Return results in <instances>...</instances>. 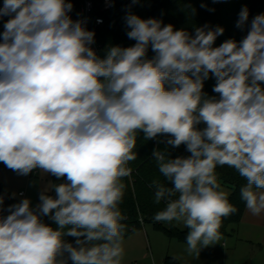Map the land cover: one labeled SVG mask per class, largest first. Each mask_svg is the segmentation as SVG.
<instances>
[{"label":"clouds","instance_id":"obj_1","mask_svg":"<svg viewBox=\"0 0 264 264\" xmlns=\"http://www.w3.org/2000/svg\"><path fill=\"white\" fill-rule=\"evenodd\" d=\"M72 9L65 0H4L0 8V16L14 14L0 42V162L20 175L39 168L68 181L51 186L55 198L41 192L35 209L27 198L9 206L0 264H66L57 259L65 252L73 264H122V178L131 175L139 131L167 135V145L191 153L152 154L172 185L153 183L155 202L166 201L154 220L182 222L189 255L218 243L222 218L237 211L218 165L246 179L241 199L253 216L264 213V14L241 41L213 47L220 26L192 35L129 12L127 36L136 43L112 46L101 59L91 47L95 33ZM248 17L245 6L236 27ZM209 73L219 99L202 92Z\"/></svg>","mask_w":264,"mask_h":264},{"label":"trees","instance_id":"obj_2","mask_svg":"<svg viewBox=\"0 0 264 264\" xmlns=\"http://www.w3.org/2000/svg\"><path fill=\"white\" fill-rule=\"evenodd\" d=\"M84 1L65 0L66 3L70 2L73 4V9L69 13L73 20L83 19L81 6ZM90 1L93 7L88 20L93 22L95 17H101L103 18V23L98 26L91 24L89 31L95 33L94 41L100 48L108 49L112 46L127 48L136 43L135 40L129 39L127 36L130 29L126 25L125 17L129 12L142 19L155 18L161 20L162 27L171 24L174 30H185L192 35L195 34L197 27H203L206 24L210 28L220 26L224 29V32L216 38L213 47H219L229 39L236 42L241 41L248 34L252 19L257 15L264 14V0H135V2L134 0H112L111 7L105 10L101 8L102 0ZM3 4L4 0H0V8L3 7ZM201 5H204V7ZM245 6L249 10L248 21L243 29L237 28L236 24L239 19V13ZM12 16H0V39H2V33L5 30L4 24ZM154 56L155 53L152 51L151 46H149L146 58L152 59ZM216 83V77L212 73H209V78L204 81L202 89V92L208 98L216 97L219 99V94L213 91ZM204 127L206 125L203 122L197 125L198 129H203ZM167 138H169L167 135H163L154 139H146L142 131L137 133L136 146L133 149L137 158L129 161L127 164V167L132 170L131 175L122 178L125 190L123 199L119 204V209L125 217L121 221L125 225L123 238L140 229L143 224L152 223L154 227L161 229L168 238H175L180 242H186L189 229L186 227L180 229L171 222H168L170 224L169 227H165L163 224L166 222L154 220L155 214L165 208L166 201L155 202V187L153 183L159 182L165 187H172V185L160 173L158 163L152 155L153 151L168 152L170 158L191 155L184 144L177 148L167 145ZM216 174L221 187L225 185L230 189L228 195L229 202L237 208L235 213L222 218L221 235H228L230 228L236 225L243 215L246 204L241 199L240 190L246 185L247 181L244 177L240 176L236 169L227 165H218L216 167ZM61 183H68L66 177L57 178L51 174V186ZM49 195L55 198L54 188L51 187ZM178 195L172 197V199L178 198ZM0 197H3V204L0 205V219H3L10 214L8 211L9 206L18 204L21 201L6 194L1 182ZM40 219L53 229L58 227L51 219V215H42ZM63 239L65 242L77 246L75 244L76 237L65 236ZM80 239H83V237ZM63 260L66 261V264H73L67 252L64 253ZM163 264H178V261L173 259V257L166 256Z\"/></svg>","mask_w":264,"mask_h":264},{"label":"rangeland","instance_id":"obj_3","mask_svg":"<svg viewBox=\"0 0 264 264\" xmlns=\"http://www.w3.org/2000/svg\"><path fill=\"white\" fill-rule=\"evenodd\" d=\"M2 39H0L1 42ZM108 48H101L99 55L106 57ZM103 79V78H101ZM36 171V172H34ZM0 182L6 194L22 201L27 198L30 200V207L35 209L40 203L41 192L49 195L51 190V173H46L42 169H33L32 173L20 175L18 172L9 169L3 162H0ZM222 189L229 194L228 188L223 185ZM23 192L19 196L18 193ZM180 229L185 228L182 222H171ZM169 227V223L163 224ZM122 247L124 250L122 264H163L165 257H179L176 259L180 264H236L237 259H247L254 257L257 261L264 258V242L255 241H236L231 235H222V239L211 246L203 248L199 256L195 253L189 255L187 243L180 242L175 238H168L161 229L154 227L152 223H145L143 226L123 238ZM63 259L62 257H58ZM226 260V261H225ZM253 261V264L256 262ZM257 264L260 261H257ZM238 264H245L244 261Z\"/></svg>","mask_w":264,"mask_h":264},{"label":"crops","instance_id":"obj_4","mask_svg":"<svg viewBox=\"0 0 264 264\" xmlns=\"http://www.w3.org/2000/svg\"><path fill=\"white\" fill-rule=\"evenodd\" d=\"M228 188V187H227ZM229 193L230 189L228 188ZM19 195V194H18ZM23 195V194H22ZM21 196V195H19ZM233 235V237L236 239V241H255L257 239V243H260L261 241L264 242V213H262L260 216H253L246 208L244 209L243 215L241 217V220L236 224L233 225L230 228V232L228 234V237ZM226 261V260H225ZM244 261L245 264H253L252 262L255 261L254 257L251 258H245V259H237L236 264L242 263ZM257 261H260V263H263L264 258L261 260L259 258ZM256 262L259 263V262ZM178 264H180L178 262ZM264 264V263H263Z\"/></svg>","mask_w":264,"mask_h":264},{"label":"built area","instance_id":"obj_5","mask_svg":"<svg viewBox=\"0 0 264 264\" xmlns=\"http://www.w3.org/2000/svg\"><path fill=\"white\" fill-rule=\"evenodd\" d=\"M112 5V0H102V4H101V8L103 10L110 8ZM92 2L90 0H85L84 3L81 6V13L83 16V19L85 21V27L87 30H89V27L92 25L94 26H98L101 25L103 23V18L101 17H95L93 22H90L88 20V16L92 10ZM91 47L93 48V50L96 52L97 56L101 59H103L100 55H99V50L101 49L100 46L94 42V44L91 45ZM36 172V171H34ZM19 195H22L23 192H19Z\"/></svg>","mask_w":264,"mask_h":264}]
</instances>
